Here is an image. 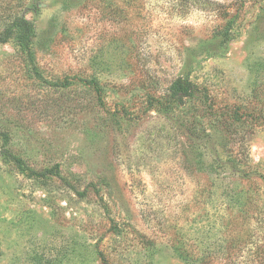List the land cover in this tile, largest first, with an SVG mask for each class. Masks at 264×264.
<instances>
[{"label": "rangeland", "instance_id": "obj_1", "mask_svg": "<svg viewBox=\"0 0 264 264\" xmlns=\"http://www.w3.org/2000/svg\"><path fill=\"white\" fill-rule=\"evenodd\" d=\"M19 18L0 264H264V0H0V37Z\"/></svg>", "mask_w": 264, "mask_h": 264}, {"label": "trees", "instance_id": "obj_2", "mask_svg": "<svg viewBox=\"0 0 264 264\" xmlns=\"http://www.w3.org/2000/svg\"><path fill=\"white\" fill-rule=\"evenodd\" d=\"M13 29L16 32V39L19 46L24 50L30 53L31 43L34 37V28L33 25L25 18L16 19L12 23L11 32L8 31L3 37H0V43H4L7 39L13 34ZM37 76H40L38 72H35ZM87 84L97 88L95 81H86ZM71 81L65 79L61 82L48 83L52 87H61L65 88L70 85ZM191 84L183 81L181 79L177 80L170 89L172 99H176L178 102H182L190 94ZM18 162V161H17ZM21 164V163H18ZM33 174H36L34 171H31ZM49 173V172H48ZM103 258V256H102Z\"/></svg>", "mask_w": 264, "mask_h": 264}]
</instances>
